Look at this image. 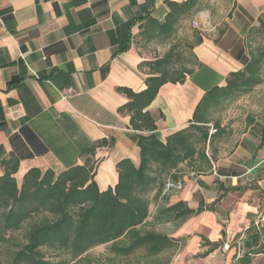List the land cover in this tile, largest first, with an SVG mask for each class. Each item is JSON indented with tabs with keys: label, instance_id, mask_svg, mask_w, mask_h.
Listing matches in <instances>:
<instances>
[{
	"label": "crops",
	"instance_id": "crops-1",
	"mask_svg": "<svg viewBox=\"0 0 264 264\" xmlns=\"http://www.w3.org/2000/svg\"><path fill=\"white\" fill-rule=\"evenodd\" d=\"M166 1L186 0H0V176L1 162L13 152L9 139L23 126L47 152L20 161L14 176L19 182L31 168L58 174L88 158L95 162L99 190L105 191L117 183L119 161L139 164L137 133L129 127V116L118 112L128 100L117 89L143 91L148 71L141 64L169 49L170 44L141 36L148 18L163 20ZM204 3L207 9L194 18L212 26L191 51L198 66L183 84L162 86L146 108L156 119L160 141L186 128L204 93L224 86L229 73L242 69L232 54L235 46L258 18H264V0ZM222 12L226 16L217 22L214 15ZM224 24L227 30L220 35ZM118 49L123 51L113 55ZM243 118L239 125L221 123L223 138L206 151L210 164L194 170L182 165L181 189L167 191L168 205L182 201L192 209L220 197L214 212L156 228L175 240L174 249L161 255L169 264H240L244 254L252 259L253 251L264 245V98L263 106L248 107ZM234 126H241L237 137ZM103 139H113L114 144L98 148L93 156H80ZM160 202L159 197L152 204V213ZM201 237L219 243L205 257L198 256L207 249L201 248Z\"/></svg>",
	"mask_w": 264,
	"mask_h": 264
},
{
	"label": "trees",
	"instance_id": "trees-1",
	"mask_svg": "<svg viewBox=\"0 0 264 264\" xmlns=\"http://www.w3.org/2000/svg\"><path fill=\"white\" fill-rule=\"evenodd\" d=\"M165 6L163 20L148 18L141 36L160 45L170 44L169 49L162 57L141 64L148 71L143 91L117 89L128 100L118 112L129 116V127L137 133L139 164L135 166L129 159L119 161L117 183L105 191L99 190L94 179L95 162L88 158L82 165L58 174L31 168L18 184L14 176L20 161L47 152L27 126L21 127L9 139L13 152L1 162L0 256L5 253L7 260H0V264H77L97 247L105 248L104 264H122L134 256L136 264H169V259H162L161 255L174 249L175 240L156 228L170 223L181 225L202 212H214L220 197L196 209L182 201L168 205L165 185L167 181L178 182L182 165L194 170L203 163L210 164L206 151L225 133L216 113L264 83V18H258L243 42L235 46L232 54L242 69L229 73L224 86L204 93L186 128L160 141L155 136L156 119L146 108L162 86L183 84L198 66L191 51L203 41L200 32L193 31V42L185 45L190 52L187 60L171 42L182 22L207 9L204 0L166 1ZM226 30L224 24L220 35ZM121 51L118 49L113 55ZM113 144V139L97 141L80 156H93L98 148ZM159 197L161 202L152 213L150 208ZM252 227L247 231H252ZM218 245L201 237V248L207 249L198 256H207ZM263 250L261 244L253 254H262ZM251 260L246 253L238 263L250 264Z\"/></svg>",
	"mask_w": 264,
	"mask_h": 264
},
{
	"label": "rangeland",
	"instance_id": "rangeland-1",
	"mask_svg": "<svg viewBox=\"0 0 264 264\" xmlns=\"http://www.w3.org/2000/svg\"><path fill=\"white\" fill-rule=\"evenodd\" d=\"M209 16H211L209 14ZM226 16V12H222L221 14H215L214 17L217 22H219V18H223ZM193 22H196V26H193ZM211 23L208 20L200 19L199 17L191 18L189 20H186L183 22L181 29L177 32L173 44L178 47V50L180 51L181 55L183 56L184 60H187L189 58V50L185 48V45L188 43L193 42V31H198L202 34H204L203 31L208 30L211 27ZM263 98H264V85L262 88H260V91L257 92V94H254L250 98L244 97L243 99H239L236 103L232 104L231 106L220 109L218 113H216L215 117H218L220 119L221 123H224L225 125L230 124H240L243 120L245 121V118H243L246 115L247 108L248 107H261L263 106ZM235 130H232L236 137L241 131V126H234ZM20 180V177L17 178ZM16 181L18 184L21 182ZM263 220V217H259L257 219V223L260 225ZM260 229H264L263 227H260ZM139 256V254H136ZM104 258H105V248L104 247H97L93 250H91L88 255L85 258V261L77 263V264H104ZM137 257H131L127 260H124L122 264H136ZM0 260L2 263H5L7 260L6 254L3 253L0 256ZM237 262V261H236ZM251 264H264V250L262 254L256 255L252 258Z\"/></svg>",
	"mask_w": 264,
	"mask_h": 264
},
{
	"label": "built area",
	"instance_id": "built-area-1",
	"mask_svg": "<svg viewBox=\"0 0 264 264\" xmlns=\"http://www.w3.org/2000/svg\"><path fill=\"white\" fill-rule=\"evenodd\" d=\"M193 26L194 27L196 26V22H193ZM68 92L70 93L72 91L68 90ZM180 189H181V184L179 182L173 183V182L167 181L164 191L167 192L170 190H180ZM222 248H223V250L226 251L229 248V245L225 243V244H223Z\"/></svg>",
	"mask_w": 264,
	"mask_h": 264
}]
</instances>
